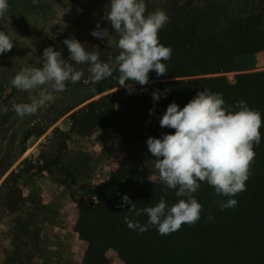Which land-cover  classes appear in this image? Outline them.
Returning a JSON list of instances; mask_svg holds the SVG:
<instances>
[{
    "label": "trees",
    "instance_id": "trees-1",
    "mask_svg": "<svg viewBox=\"0 0 264 264\" xmlns=\"http://www.w3.org/2000/svg\"><path fill=\"white\" fill-rule=\"evenodd\" d=\"M43 1L8 0V11L0 16V30L16 39L13 48L0 55V92L10 89L4 104L0 103V140L6 144L0 149V227L12 225L10 216L26 202L21 171L11 169L27 151L31 138H41L51 130L28 170L52 175L62 164L72 132L90 135L104 130L120 135L124 144H141L148 137L174 131L159 125L169 103L175 101L183 107L207 88L221 93L227 106L235 108L243 100L261 114V140L254 145L245 190L233 197L236 206L221 210L218 201L226 198L201 183L194 193L202 205L195 224H182L168 235H159L155 227L143 233L131 230L125 215L141 224L147 222V216L128 212L131 205L119 207L121 197L127 194L142 209L155 205L165 190L154 170L141 167L134 154L127 155L113 163L107 177L79 195L75 206L67 208L66 228L76 232L80 241L73 264H264V69L236 74L233 81L227 76L239 71L238 56L264 52V0H145V14L162 9L169 17L158 33L160 43L172 49L171 58L164 61L166 74L158 77L150 71L146 85L131 82L136 91L130 93L119 86V73L93 85L88 66L76 65L85 73L81 81L67 83L65 91L53 93L54 100L36 114L20 118L13 105L29 102V95L36 93L19 91L10 81L22 67H40L46 47L60 51L67 60L69 52L63 41L74 36L87 50L95 48L101 62L119 53L118 36L105 19L109 0L93 1L79 31L66 28L58 32L42 31L34 20ZM98 22L110 34L111 47L106 39L83 42L84 30H93ZM165 89L167 95L154 102L152 92ZM66 115L71 121L69 131L55 126ZM166 193L169 205L178 201L173 190ZM20 233L27 235V229L21 228Z\"/></svg>",
    "mask_w": 264,
    "mask_h": 264
},
{
    "label": "clouds",
    "instance_id": "clouds-1",
    "mask_svg": "<svg viewBox=\"0 0 264 264\" xmlns=\"http://www.w3.org/2000/svg\"><path fill=\"white\" fill-rule=\"evenodd\" d=\"M8 7V0H0V16L8 11ZM145 13V0H109L105 19L118 36L119 53L114 59L109 56L107 62H101L95 48L87 50L74 36L63 41L69 52L67 60L61 58L60 51L46 47L40 67H22L10 81L19 91L36 93L29 95V102L13 105L17 116L24 118L36 114L54 100L53 93L64 92L67 83L81 81L85 73L76 65L88 66L93 85L108 79L114 72L119 73V86L129 92L134 90L131 82L146 85L150 71L158 77L166 74L164 61L171 58L172 49L160 43L158 33L169 17L162 9ZM91 35L106 39L112 46L108 40L110 34L106 28H100L99 22ZM15 40L12 33L0 30V55L9 52ZM91 91L96 89L93 87ZM168 91H153V101H159ZM152 111L149 109L150 115ZM159 125L174 131L148 137L147 149L155 157L154 167L165 195L166 190H173L179 199L169 205L162 195L155 205L137 209L124 194L119 207L131 205L128 212L147 216V222L141 224L125 215L127 227L141 233L155 227L159 235H168L178 231L182 224H195L200 220L202 205L194 193L201 183H207L216 195L226 198L218 201L221 210L235 207L237 200L233 197L245 190L249 167L255 157L254 145L261 140L259 110L250 108L243 100L235 108L227 106L221 93L204 88L183 107L175 101L169 103ZM207 219L211 220V215Z\"/></svg>",
    "mask_w": 264,
    "mask_h": 264
},
{
    "label": "rangeland",
    "instance_id": "rangeland-1",
    "mask_svg": "<svg viewBox=\"0 0 264 264\" xmlns=\"http://www.w3.org/2000/svg\"><path fill=\"white\" fill-rule=\"evenodd\" d=\"M93 1L44 0L39 6V15H36L34 20L42 31L51 29L52 32H58L66 28L79 31L87 21ZM100 28L105 29V26L100 25ZM91 31L84 30V43L98 40L91 35ZM236 62L239 71L227 74L231 81L235 80L236 74L264 69V52L238 56ZM131 87L134 90L130 93H134L136 84H131ZM9 93L10 89L4 93L0 92L2 105V100ZM0 126L3 127L1 114ZM55 126L69 131V116L61 118ZM49 132L41 138H31L27 151L11 169L21 171L20 186L26 196V202L16 215L10 216L12 225L0 227V264H73L80 241L63 235L62 226L68 209L62 206L71 205L74 196L78 198L89 187L95 186L103 178L104 169H108L112 162L122 159L123 156L134 154L141 167L150 168L159 176L154 167L155 157L148 152L146 142L130 144L125 151L121 136L104 130H96L90 135L72 132L67 150L63 153L62 164L56 167L52 175H40L35 169L29 171L30 166L36 163L41 145ZM103 144H107V148ZM5 145L4 141L0 140L1 150ZM25 158H28L27 162L21 163ZM55 197L60 202L52 204ZM54 224L55 229H50ZM14 225L18 229L14 228ZM23 227L27 229V235L20 233Z\"/></svg>",
    "mask_w": 264,
    "mask_h": 264
},
{
    "label": "crops",
    "instance_id": "crops-1",
    "mask_svg": "<svg viewBox=\"0 0 264 264\" xmlns=\"http://www.w3.org/2000/svg\"><path fill=\"white\" fill-rule=\"evenodd\" d=\"M237 63V62H236ZM104 146H106V148H107V144H103ZM130 146V144H124L123 143V149L126 151V150H128V147ZM123 157H125V156H123ZM122 157V158H123ZM121 158H119V160H120ZM115 162V161H114ZM112 164H113V162H112ZM112 164H110L109 166H108V169L107 168H105L104 169V172H103V178L102 179H104L105 177H107L108 175H109V173H110V171H111V167H112ZM100 175H101V172L99 173ZM101 179V180H102ZM61 198V197H60ZM76 200H77V196H74V202L70 205V204H67V205H63L62 207L63 208H68V207H71V206H75V204H76ZM52 204H57L58 202H60L59 200H58V198H53V200H52ZM68 220H69V213L67 214H65V216H64V223H63V226H62V231H63V235H65V236H71V238L72 239H74V240H78L79 239V236H78V234L76 233V232H74V231H71V230H68L67 228H66V225H67V223H68ZM55 227H56V225L54 224V225H51L50 226V229H55Z\"/></svg>",
    "mask_w": 264,
    "mask_h": 264
}]
</instances>
